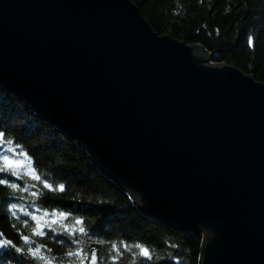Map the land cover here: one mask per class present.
<instances>
[{
  "label": "water",
  "instance_id": "95a60500",
  "mask_svg": "<svg viewBox=\"0 0 264 264\" xmlns=\"http://www.w3.org/2000/svg\"><path fill=\"white\" fill-rule=\"evenodd\" d=\"M214 49L133 0H0V84L143 213L202 231L199 264H264V81Z\"/></svg>",
  "mask_w": 264,
  "mask_h": 264
},
{
  "label": "trees",
  "instance_id": "16d2710c",
  "mask_svg": "<svg viewBox=\"0 0 264 264\" xmlns=\"http://www.w3.org/2000/svg\"><path fill=\"white\" fill-rule=\"evenodd\" d=\"M141 13L159 33H169L187 42H201L208 49L215 48L213 61H232L245 72L264 81V0H133ZM249 39L253 46L249 45ZM217 47V48H216ZM220 47V48H219ZM0 132L4 142L12 141L17 152H25L32 167L41 177H46L54 187L65 185L64 192L49 191L42 184L23 177L17 179L9 174L0 178L21 185L36 184V188L23 192L0 185V239L13 241L12 248L0 249V264H44L43 260L31 256L27 249L40 246V255L55 258L53 264H80L81 258L67 256L83 248L90 260L91 250L97 252L98 264H111L115 252H109L112 242L120 247L118 264H132V253L124 250L121 242L129 246L139 243L152 252V259L142 256L135 264H199L202 231L178 228L166 221L143 213L133 204L127 191L114 179L107 176L95 164L86 151L63 128L45 120L19 95L0 84ZM2 164V162H0ZM41 191L40 197H32V191ZM16 203L27 211L37 207L51 212L53 209L71 213L63 225L75 230L64 232L61 223L51 224L50 218L39 221L51 224L57 233L55 239L48 236H33L32 222L17 210V219L8 211ZM42 215V213H37ZM80 218L83 225H76ZM30 226L24 227L23 220ZM15 224V227H13ZM84 227L86 234L79 232ZM49 232V228H44ZM23 235L33 241L25 244ZM63 240L64 243H58ZM73 241H80L79 244ZM104 241L105 243H100ZM16 248L23 251L17 252Z\"/></svg>",
  "mask_w": 264,
  "mask_h": 264
},
{
  "label": "snow or ice",
  "instance_id": "6c2138e0",
  "mask_svg": "<svg viewBox=\"0 0 264 264\" xmlns=\"http://www.w3.org/2000/svg\"><path fill=\"white\" fill-rule=\"evenodd\" d=\"M249 45L253 46V41L251 39H249ZM4 136L5 134L3 132H0V162H2V164H0V174H4L7 172V174L17 179L28 177L38 182L39 184H42V187L49 191L64 192L66 190L65 185L59 184L58 186L54 187L52 183H49L46 177L42 178L41 175L36 172L35 168L32 167V161L27 156V153L17 152V148L19 147V145H17L16 147H13L12 141H9L7 144H5L4 139H3ZM0 185L9 186L12 189H17L23 192H29L30 187L31 188L37 187L36 184L25 185L21 187L20 184L14 181L10 182L8 179H5V178H0ZM41 195H43V193L39 190L31 192L32 197L38 198ZM17 210H19L20 212H23L24 215L26 217H29L32 222H36L35 227L31 229L33 236H48L51 234L52 238L55 239L57 236L62 234V233L55 232V230L51 228V224H57V223H61L64 232L71 231V234L75 235L74 229H69L66 225H63L62 223L63 220H66L71 216V213H66L58 209H53L51 212H49L48 210L43 209L41 207H37L35 209V212L27 211L24 207L18 206L16 203H12L8 206V211L11 212V215L19 219V217H17ZM37 213H42V215H37ZM45 218H50L51 224L43 225L39 223V221L44 220ZM83 223L84 221L80 218H77L75 220L76 225H83ZM23 226L26 228L30 226L29 219L23 220ZM13 227H15V224H13ZM45 227L49 228V232L44 231ZM79 232L81 234H86V230L82 226L79 228ZM2 235L3 234L0 233V236ZM22 239L24 240L25 244L31 245L33 243L29 235H23ZM58 243L63 244L64 241L59 240ZM73 243L79 244L80 241H73ZM100 243H105V242L100 241ZM121 244L124 250L129 251V252H131L132 247H135L136 249H138V252L132 253V264H135L136 258L138 256H142L146 260L152 259V252L149 250V248L143 245H140L139 243L132 245V246L123 244V242H121ZM13 246H14L13 241L8 240L6 238L0 239V249L12 248ZM15 250L17 252L23 251L22 248H16ZM27 251L29 254H31V256L37 258V260H43L44 264H53V260L55 259V258L48 259L46 256L40 255V253L42 252V248L40 246L29 247ZM109 252L116 253V256L111 257V264H118L119 257L120 255H122L120 247H117V244L115 242H112L109 248ZM66 255L69 257L76 256L77 258H81L83 256L84 258H81L80 264H85V260L87 259V254L84 252L83 248H78L75 252L70 251L66 253ZM87 264H98L97 252L95 249L91 250V257H90V260L87 261Z\"/></svg>",
  "mask_w": 264,
  "mask_h": 264
},
{
  "label": "rangeland",
  "instance_id": "374dc122",
  "mask_svg": "<svg viewBox=\"0 0 264 264\" xmlns=\"http://www.w3.org/2000/svg\"><path fill=\"white\" fill-rule=\"evenodd\" d=\"M212 60V59H211Z\"/></svg>",
  "mask_w": 264,
  "mask_h": 264
}]
</instances>
